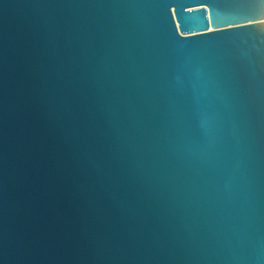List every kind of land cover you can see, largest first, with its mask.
<instances>
[{"label":"water","instance_id":"1","mask_svg":"<svg viewBox=\"0 0 264 264\" xmlns=\"http://www.w3.org/2000/svg\"><path fill=\"white\" fill-rule=\"evenodd\" d=\"M0 264H264V0H0Z\"/></svg>","mask_w":264,"mask_h":264}]
</instances>
